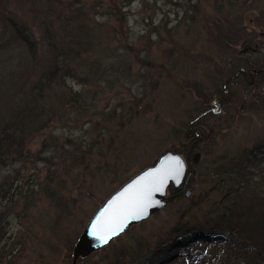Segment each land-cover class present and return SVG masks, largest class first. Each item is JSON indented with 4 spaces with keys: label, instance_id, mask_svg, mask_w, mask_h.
<instances>
[{
    "label": "rangeland",
    "instance_id": "obj_1",
    "mask_svg": "<svg viewBox=\"0 0 264 264\" xmlns=\"http://www.w3.org/2000/svg\"><path fill=\"white\" fill-rule=\"evenodd\" d=\"M124 9L123 26L93 10L80 18L90 27L82 36L91 46L83 52L81 75L68 84L81 98L63 106L30 144L37 157L50 139L49 159L35 170L15 167L22 171L17 189L24 192L6 225L14 256L0 264H71L98 208L167 152L188 163L180 187L171 184L160 210L77 264H149V257L150 264H223L233 249L236 264H262L264 225L254 214L263 216L264 197L239 187L231 162L244 161L264 191V151L251 162L245 158L264 143V0H132ZM245 36L254 40L244 43ZM209 107L216 115L192 124ZM95 140L99 144L90 146ZM63 146L89 153L86 161H74ZM54 169L68 199L65 210L43 190ZM8 172L0 169V177ZM33 188L31 207L25 197ZM223 214L235 231L217 229ZM256 247L260 254L253 259Z\"/></svg>",
    "mask_w": 264,
    "mask_h": 264
},
{
    "label": "trees",
    "instance_id": "obj_2",
    "mask_svg": "<svg viewBox=\"0 0 264 264\" xmlns=\"http://www.w3.org/2000/svg\"><path fill=\"white\" fill-rule=\"evenodd\" d=\"M131 1L0 0V169L9 168V172L0 177V262L3 257L14 256V247L10 248L11 244L5 240L6 225L18 205L19 195L24 192L22 188L17 189L22 171L15 167L30 164L35 170L40 161L49 159V156L44 155V150H51L50 139L43 140V149L38 152L37 157L31 151L30 144L60 116L63 106L74 107L81 98L80 92L74 91L68 84L69 79L81 75V65L87 62L83 52L86 47L91 46L90 41L84 40L82 36L89 32L90 27L86 22H80V18L87 10H93L96 14L115 17L123 26L122 23L128 19L124 8ZM19 4L23 5L22 9H19ZM262 13L264 16V11ZM26 15H31V18ZM76 20L79 21L77 26L73 24ZM252 40L254 37L243 38L244 43ZM260 76V80H264V72ZM212 110L213 107L205 108L194 117L192 124L201 118L214 117L216 114ZM201 131L199 129L200 134ZM93 143L90 146L95 147L99 140ZM189 150L187 155L191 156L192 149ZM82 151L66 150L78 162H84L89 154ZM262 151L264 143L260 142L245 158L251 162ZM231 163V175L237 179L239 187L252 192L258 197L257 200H261L264 191L260 189L263 190V187L252 182L251 172L241 166L242 163L245 164L244 161L232 160ZM54 170H50V182L42 188L56 205L65 210L68 199H65L60 190L62 180H57ZM34 185L38 186L37 183ZM36 193L37 190L33 188L26 194L25 198L30 199L31 207L35 204ZM231 209H226L225 212L233 211ZM262 217L264 213L263 216L260 213L254 214L258 226L261 223L264 225ZM235 225L230 217L223 214L215 226L217 229L235 231ZM236 244L232 243L233 246H237ZM240 244L244 247V242ZM254 253L252 258H258L256 255L260 253L257 252V247ZM231 255L232 259H236L233 263L230 261ZM238 258L237 250L233 249L229 257L223 259V264H236ZM260 262L264 264V258Z\"/></svg>",
    "mask_w": 264,
    "mask_h": 264
},
{
    "label": "water",
    "instance_id": "obj_3",
    "mask_svg": "<svg viewBox=\"0 0 264 264\" xmlns=\"http://www.w3.org/2000/svg\"><path fill=\"white\" fill-rule=\"evenodd\" d=\"M246 45L245 50L250 49ZM200 153L194 154L197 163ZM188 163L178 153L161 155L155 165L147 167L125 182L95 212L73 249L71 264L107 246L133 224L146 220L166 204L168 187H180L186 178ZM191 190L186 191L189 196ZM115 233V234H114Z\"/></svg>",
    "mask_w": 264,
    "mask_h": 264
},
{
    "label": "bare ground",
    "instance_id": "obj_4",
    "mask_svg": "<svg viewBox=\"0 0 264 264\" xmlns=\"http://www.w3.org/2000/svg\"><path fill=\"white\" fill-rule=\"evenodd\" d=\"M167 249H170V248H167ZM167 252H165L166 254ZM154 259L152 257H149V258H146V260H144L145 263H153Z\"/></svg>",
    "mask_w": 264,
    "mask_h": 264
},
{
    "label": "snow or ice",
    "instance_id": "obj_5",
    "mask_svg": "<svg viewBox=\"0 0 264 264\" xmlns=\"http://www.w3.org/2000/svg\"><path fill=\"white\" fill-rule=\"evenodd\" d=\"M115 234V233H114Z\"/></svg>",
    "mask_w": 264,
    "mask_h": 264
}]
</instances>
